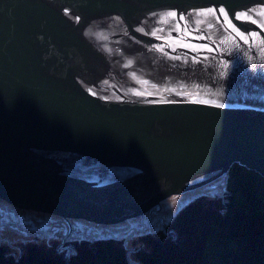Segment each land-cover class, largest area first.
<instances>
[{"label":"water","instance_id":"95a60500","mask_svg":"<svg viewBox=\"0 0 264 264\" xmlns=\"http://www.w3.org/2000/svg\"><path fill=\"white\" fill-rule=\"evenodd\" d=\"M258 25L262 0H0V199L113 225L264 177Z\"/></svg>","mask_w":264,"mask_h":264},{"label":"trees","instance_id":"16d2710c","mask_svg":"<svg viewBox=\"0 0 264 264\" xmlns=\"http://www.w3.org/2000/svg\"><path fill=\"white\" fill-rule=\"evenodd\" d=\"M138 264H264V177L235 164L218 197L190 201L163 232L142 237ZM0 264H133L115 238L84 239L72 252L27 244L18 256L0 242Z\"/></svg>","mask_w":264,"mask_h":264},{"label":"rangeland","instance_id":"374dc122","mask_svg":"<svg viewBox=\"0 0 264 264\" xmlns=\"http://www.w3.org/2000/svg\"><path fill=\"white\" fill-rule=\"evenodd\" d=\"M226 179L227 176L196 191L171 196L162 202L160 210L113 225L22 210L0 199V242L8 247L9 253L18 256L29 243L70 253L78 241L115 238L125 246L131 262L138 264L133 250L143 246V235L163 232L182 208L200 196H222Z\"/></svg>","mask_w":264,"mask_h":264},{"label":"snow or ice","instance_id":"6c2138e0","mask_svg":"<svg viewBox=\"0 0 264 264\" xmlns=\"http://www.w3.org/2000/svg\"><path fill=\"white\" fill-rule=\"evenodd\" d=\"M262 3H264V0H262ZM202 11L205 12V13L206 12L216 13L217 11H219L220 13H223L225 16L228 15V13L225 11L224 8H219V9H203ZM168 15H170L173 19H175L176 16H177V14L175 12H170ZM233 18L234 19H238V20L243 19L245 21H250L252 24H257V21L255 19H252L251 17L247 16L246 14L244 16H239V15L233 14ZM180 19L181 20H184L185 18L183 16H181ZM258 27H264V26H259L258 25ZM174 30L179 31L180 30L179 25H177ZM245 31H247L250 34V36H252V37H255L257 35V32L256 31H253L251 29H245ZM238 34H239L240 38L244 41V43H248L249 42L247 39H245L244 33H238ZM188 35H191V33H189ZM196 38H198V39H204L205 37H196ZM180 46L186 47V48H192V50H200L196 46L191 45L190 43H183ZM202 47L203 48H206L209 51H212V49L210 47H208L207 45L202 46ZM173 50H175V49H173ZM205 103H207V101H205ZM221 107H222V105H221Z\"/></svg>","mask_w":264,"mask_h":264}]
</instances>
